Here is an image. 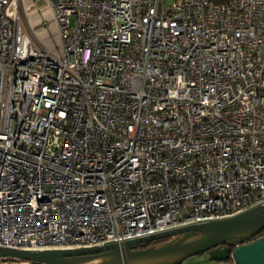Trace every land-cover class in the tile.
Masks as SVG:
<instances>
[{"label":"built area","instance_id":"2783aa9c","mask_svg":"<svg viewBox=\"0 0 264 264\" xmlns=\"http://www.w3.org/2000/svg\"><path fill=\"white\" fill-rule=\"evenodd\" d=\"M31 8L53 48L32 43ZM258 205L264 0H0V248L121 244Z\"/></svg>","mask_w":264,"mask_h":264},{"label":"water","instance_id":"95a60500","mask_svg":"<svg viewBox=\"0 0 264 264\" xmlns=\"http://www.w3.org/2000/svg\"><path fill=\"white\" fill-rule=\"evenodd\" d=\"M264 205L223 219L170 229L121 244L77 249L17 250L0 248L3 260L25 264H75L92 256L111 257L103 264H130L132 260L172 255L164 264H182L190 256L207 253L213 261L232 259L235 264H264ZM167 239L150 245L152 241ZM67 260L64 263L62 260ZM70 260V261H69Z\"/></svg>","mask_w":264,"mask_h":264},{"label":"crops","instance_id":"0c3cea01","mask_svg":"<svg viewBox=\"0 0 264 264\" xmlns=\"http://www.w3.org/2000/svg\"><path fill=\"white\" fill-rule=\"evenodd\" d=\"M46 12V11H45ZM40 18L36 15L34 9H30L26 12V15L23 14L22 23L24 28L31 34L32 43L41 48L51 49L54 47L55 41L58 39H49L46 35L48 27L53 29L52 24H47L44 21L41 25H38Z\"/></svg>","mask_w":264,"mask_h":264},{"label":"rangeland","instance_id":"374dc122","mask_svg":"<svg viewBox=\"0 0 264 264\" xmlns=\"http://www.w3.org/2000/svg\"><path fill=\"white\" fill-rule=\"evenodd\" d=\"M170 2L171 0H165V4H168ZM42 3H43L42 1H38V5H42ZM89 258H91L90 260H105L106 262L111 259V257L109 256L103 257V255L92 256ZM152 258H156L157 260L161 259V257H152ZM83 262L84 261H82V263ZM85 263H91V262L86 261ZM8 264H25V263L8 260ZM183 264H227V262L213 261L209 258L208 254L205 252L188 257L183 261Z\"/></svg>","mask_w":264,"mask_h":264},{"label":"bare ground","instance_id":"6f19581e","mask_svg":"<svg viewBox=\"0 0 264 264\" xmlns=\"http://www.w3.org/2000/svg\"><path fill=\"white\" fill-rule=\"evenodd\" d=\"M153 257H161V259L157 260L156 258H152V257L139 258V259L132 260L130 262V264H164L165 262H167L172 257V255L170 254V255L153 256ZM65 261H67V260H64V259L62 260L63 263ZM82 261H84V260H77L75 262V264H103L106 262L105 260H87L91 263H85L86 261H84L82 263Z\"/></svg>","mask_w":264,"mask_h":264},{"label":"trees","instance_id":"16d2710c","mask_svg":"<svg viewBox=\"0 0 264 264\" xmlns=\"http://www.w3.org/2000/svg\"><path fill=\"white\" fill-rule=\"evenodd\" d=\"M262 235H264V230L258 235V236H262ZM167 239H161V240H156V241H152L148 246H150V245H155V244H158V243H161V242H164V241H166ZM231 261V259H228L227 261H225V262H230ZM16 262H20V261H16Z\"/></svg>","mask_w":264,"mask_h":264},{"label":"flooded vegetation","instance_id":"af4514ba","mask_svg":"<svg viewBox=\"0 0 264 264\" xmlns=\"http://www.w3.org/2000/svg\"><path fill=\"white\" fill-rule=\"evenodd\" d=\"M182 264H183V262H182Z\"/></svg>","mask_w":264,"mask_h":264}]
</instances>
